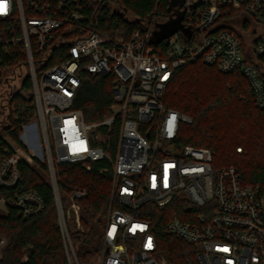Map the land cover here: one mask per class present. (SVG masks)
<instances>
[{
  "label": "built area",
  "instance_id": "2783aa9c",
  "mask_svg": "<svg viewBox=\"0 0 264 264\" xmlns=\"http://www.w3.org/2000/svg\"><path fill=\"white\" fill-rule=\"evenodd\" d=\"M92 1L0 0V19L9 21L0 28V110L8 112V99L23 81L17 90L6 87L24 69L36 106L35 116L21 124L20 142L2 135L0 216L11 207L24 217L42 213V194L16 189L22 164H46L69 262L79 264L68 221L73 214L81 226L78 199L86 190H73L64 204L56 167L90 170L92 162L105 160L98 170L112 180V200L100 264H169L140 210L166 207L177 197L190 203L189 219L176 214L167 230L194 246L189 264H264V186L244 184L236 166H215L210 148L179 145L180 125L192 117L164 104L175 73L201 61L225 73L240 71L264 109V0H184V29L158 44L151 43L155 16L128 40L91 32ZM227 8L243 9L254 21L250 43L220 22ZM18 49L25 62L11 59ZM82 70L114 77L112 115L103 121L88 123L74 107ZM6 244L0 237V251Z\"/></svg>",
  "mask_w": 264,
  "mask_h": 264
},
{
  "label": "trees",
  "instance_id": "16d2710c",
  "mask_svg": "<svg viewBox=\"0 0 264 264\" xmlns=\"http://www.w3.org/2000/svg\"><path fill=\"white\" fill-rule=\"evenodd\" d=\"M88 27L113 37L128 40L136 30L147 27L155 16V27L169 19V0H93ZM243 9L227 8L220 22L230 25ZM249 18V17H248ZM246 17L245 29L251 28ZM9 21L0 19V28ZM232 27V26H231ZM234 28V27H232ZM243 42L244 36L239 33ZM246 43V42H245ZM26 61L24 51L12 54ZM248 61H253L247 54ZM264 62V58L260 59ZM82 82L78 88L74 107L82 110L88 123L100 122L112 115V75L102 76L82 70ZM164 104L192 117V122L182 123L176 142L207 147L213 152L215 166H236L241 179L247 185L264 186V109L256 105L254 91L240 71L225 73L216 66L195 61L179 69L170 80L164 96ZM8 112L0 110V130L20 142L21 124L35 116V101L30 76H26L19 90L12 92ZM118 123L112 133L115 142ZM5 142L0 134V146ZM241 148L242 151H238ZM106 161L92 162L87 170L79 164H60L56 171L60 178L63 203L73 190L83 188L86 193L78 199L81 227L72 214L69 233L79 264H100L103 234L111 205L112 180L99 172ZM24 178L16 191L36 189L43 195L46 208L42 213L24 217L11 207L0 216V232L7 238L0 252V264H70L58 223L54 194L48 178L46 164L40 167L22 164ZM190 203L177 197L166 207L148 204L140 214L152 222L158 238L159 249L169 264H189L194 260V246L177 239L167 230L168 221L179 215L189 219L186 210Z\"/></svg>",
  "mask_w": 264,
  "mask_h": 264
},
{
  "label": "water",
  "instance_id": "95a60500",
  "mask_svg": "<svg viewBox=\"0 0 264 264\" xmlns=\"http://www.w3.org/2000/svg\"><path fill=\"white\" fill-rule=\"evenodd\" d=\"M183 3L184 0H169L170 19L157 25L151 43L158 44L178 30L184 29L182 24L184 12L180 10ZM177 5H179V7H176Z\"/></svg>",
  "mask_w": 264,
  "mask_h": 264
},
{
  "label": "rangeland",
  "instance_id": "374dc122",
  "mask_svg": "<svg viewBox=\"0 0 264 264\" xmlns=\"http://www.w3.org/2000/svg\"><path fill=\"white\" fill-rule=\"evenodd\" d=\"M246 17L248 18L249 16L248 15H241L238 18H236L234 22H231L230 25L232 27H234V28H237L243 34L244 39L246 40V42L250 43L252 41V39H253V34H254L253 31L255 30V26H254V21L251 19V17H249L248 19H249V22L251 23L252 26H251L250 29H245L243 27V22L246 21ZM245 32H247V33H245ZM26 75H27V71H26V69H24L23 73H22V76L20 78H17L15 80H13V79L11 80L10 84L7 85V87H6L7 90H11L12 87H14V89L17 90L18 87L20 86V84L22 83L23 79L26 77ZM0 134L4 135V131L0 130ZM238 151H242V149L238 148ZM0 237L4 238V240H6V242H7L6 236L3 233H1V232H0Z\"/></svg>",
  "mask_w": 264,
  "mask_h": 264
},
{
  "label": "flooded vegetation",
  "instance_id": "af4514ba",
  "mask_svg": "<svg viewBox=\"0 0 264 264\" xmlns=\"http://www.w3.org/2000/svg\"><path fill=\"white\" fill-rule=\"evenodd\" d=\"M180 10L183 11L181 8H180ZM169 19H170V17H169Z\"/></svg>",
  "mask_w": 264,
  "mask_h": 264
}]
</instances>
